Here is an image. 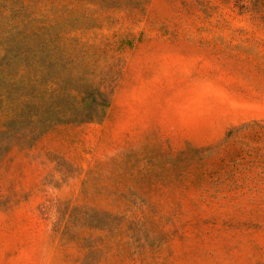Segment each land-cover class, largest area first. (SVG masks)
Returning <instances> with one entry per match:
<instances>
[{
    "label": "rangeland",
    "instance_id": "1",
    "mask_svg": "<svg viewBox=\"0 0 264 264\" xmlns=\"http://www.w3.org/2000/svg\"><path fill=\"white\" fill-rule=\"evenodd\" d=\"M0 264H264V0H0Z\"/></svg>",
    "mask_w": 264,
    "mask_h": 264
}]
</instances>
